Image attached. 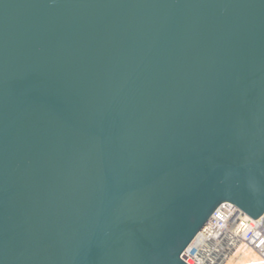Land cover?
Segmentation results:
<instances>
[{"label": "water", "instance_id": "1", "mask_svg": "<svg viewBox=\"0 0 264 264\" xmlns=\"http://www.w3.org/2000/svg\"><path fill=\"white\" fill-rule=\"evenodd\" d=\"M223 203L264 214V0H0V264H187Z\"/></svg>", "mask_w": 264, "mask_h": 264}, {"label": "built area", "instance_id": "2", "mask_svg": "<svg viewBox=\"0 0 264 264\" xmlns=\"http://www.w3.org/2000/svg\"><path fill=\"white\" fill-rule=\"evenodd\" d=\"M181 258L187 264H264V214L254 219L221 204Z\"/></svg>", "mask_w": 264, "mask_h": 264}]
</instances>
